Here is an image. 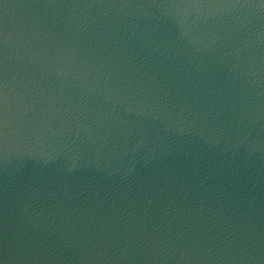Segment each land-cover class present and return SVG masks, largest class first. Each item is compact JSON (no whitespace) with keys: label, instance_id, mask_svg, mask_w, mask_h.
Segmentation results:
<instances>
[{"label":"water","instance_id":"1","mask_svg":"<svg viewBox=\"0 0 264 264\" xmlns=\"http://www.w3.org/2000/svg\"><path fill=\"white\" fill-rule=\"evenodd\" d=\"M0 264H264V0H0Z\"/></svg>","mask_w":264,"mask_h":264}]
</instances>
